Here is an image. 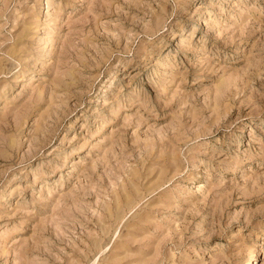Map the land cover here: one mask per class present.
<instances>
[{
  "label": "rangeland",
  "instance_id": "obj_1",
  "mask_svg": "<svg viewBox=\"0 0 264 264\" xmlns=\"http://www.w3.org/2000/svg\"><path fill=\"white\" fill-rule=\"evenodd\" d=\"M0 264H264V0H0Z\"/></svg>",
  "mask_w": 264,
  "mask_h": 264
}]
</instances>
